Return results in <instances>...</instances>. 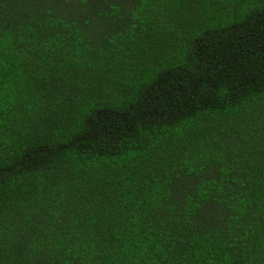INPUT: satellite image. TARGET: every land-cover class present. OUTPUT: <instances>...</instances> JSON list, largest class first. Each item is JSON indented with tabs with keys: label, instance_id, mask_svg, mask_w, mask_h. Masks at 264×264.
<instances>
[{
	"label": "trees",
	"instance_id": "trees-1",
	"mask_svg": "<svg viewBox=\"0 0 264 264\" xmlns=\"http://www.w3.org/2000/svg\"><path fill=\"white\" fill-rule=\"evenodd\" d=\"M0 264H264V0H0Z\"/></svg>",
	"mask_w": 264,
	"mask_h": 264
}]
</instances>
